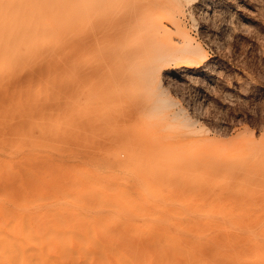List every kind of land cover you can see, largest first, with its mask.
<instances>
[{
    "label": "bare ground",
    "instance_id": "6f19581e",
    "mask_svg": "<svg viewBox=\"0 0 264 264\" xmlns=\"http://www.w3.org/2000/svg\"><path fill=\"white\" fill-rule=\"evenodd\" d=\"M194 1L0 0V264H264L262 206L140 208L81 154L131 141L119 154L143 156L133 146L139 123L160 127L144 117L150 94L168 101L162 75L206 61L181 22ZM117 97L113 136L114 122L89 119Z\"/></svg>",
    "mask_w": 264,
    "mask_h": 264
},
{
    "label": "rangeland",
    "instance_id": "374dc122",
    "mask_svg": "<svg viewBox=\"0 0 264 264\" xmlns=\"http://www.w3.org/2000/svg\"><path fill=\"white\" fill-rule=\"evenodd\" d=\"M185 11L181 22L206 61L192 73L170 66L162 75L160 89L168 101L157 107V95L150 94L152 116L144 117L160 127L146 133L139 123L144 135L133 146L143 156L119 154L131 141L103 150L85 144L81 154L87 153L89 164L97 156L110 192L130 191L140 208L181 202L186 209H264V0H195ZM123 108L118 97L108 109L98 104L89 121L114 122L113 136L123 135L118 126ZM72 147L75 151V142ZM147 148L167 158L149 162Z\"/></svg>",
    "mask_w": 264,
    "mask_h": 264
}]
</instances>
